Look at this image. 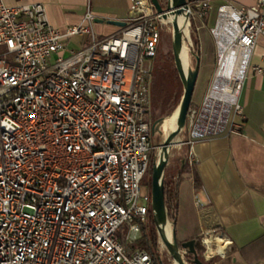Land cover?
I'll list each match as a JSON object with an SVG mask.
<instances>
[{"label":"built area","instance_id":"obj_1","mask_svg":"<svg viewBox=\"0 0 264 264\" xmlns=\"http://www.w3.org/2000/svg\"><path fill=\"white\" fill-rule=\"evenodd\" d=\"M187 3L190 20L210 13V0ZM95 19L87 4L81 22L60 30L42 3L0 0V264H156L117 231L127 224L133 242L148 220L150 193L140 182L154 148L149 84L159 29L169 21L150 0H130L117 32L97 33ZM214 20L217 43L219 20L232 29L242 75L230 103L206 106L217 68L202 107L188 108V145L231 128L242 113L238 97L264 34V0L223 2ZM198 239L206 259L223 255L212 230Z\"/></svg>","mask_w":264,"mask_h":264},{"label":"crops","instance_id":"obj_2","mask_svg":"<svg viewBox=\"0 0 264 264\" xmlns=\"http://www.w3.org/2000/svg\"><path fill=\"white\" fill-rule=\"evenodd\" d=\"M255 1L210 0L209 17L197 27L201 63L212 43L211 27L217 7L223 2L248 6ZM3 2L42 3L50 24L60 30L81 22L89 4L96 16L94 29L99 34L117 32L120 26L106 20L124 21L130 5V0ZM78 41L74 37L67 45L77 46ZM238 101L242 113L234 118L231 128L177 148L180 156L190 153L193 161L188 162V170L180 176L176 236L184 241L198 238L203 229L212 230L225 247L223 255H217L211 264H264V34L257 37L250 54Z\"/></svg>","mask_w":264,"mask_h":264},{"label":"rangeland","instance_id":"obj_3","mask_svg":"<svg viewBox=\"0 0 264 264\" xmlns=\"http://www.w3.org/2000/svg\"><path fill=\"white\" fill-rule=\"evenodd\" d=\"M161 3L163 7H165V4L163 2ZM208 17L209 16L203 18L202 20L199 19L190 20V25L188 26V32H187V36H188L187 42L191 43L190 47L193 44L192 35L196 34L197 36L198 25L201 23V21L205 20ZM171 34H172V29L170 24L166 23L165 26H160L159 36L157 41L158 48H157L156 57L152 60V68H151V76H150V84H149L150 92H149L148 120L150 122L151 128L155 124V131L150 132V139L152 144L154 145V148L151 151V153L155 152L156 156L158 153V146L160 142L170 132V130L168 129V118L176 110L178 104L176 106H174V104L176 101L180 102L183 91L181 81L180 79L179 80L175 79L172 68L169 70V72L167 73L162 72V74L160 73V69H159L161 61H165L166 65H168V67L170 68L169 63L171 62V56H172L170 53V50H172ZM234 45L235 46H233L232 51L235 50L237 47L235 43ZM218 46L219 44L217 43V40L214 38V35L212 34V43H210V45L208 46L209 53L204 56L202 63L200 62L198 78L196 80L195 88L192 94V101H191L192 107L195 108H198L199 106L200 108L202 107L203 100L206 97V94L208 93V88L210 86L211 81L214 78V74L216 73L217 68H218L217 75L215 77L214 84L210 91L206 106H211L213 103L216 102H221V104H228L230 103L231 99L234 97L231 96L229 93L225 92V87L226 85H229V79L234 78V73L239 67L240 62H238L237 59L233 57L234 54H232L229 56L228 61L225 63L223 71L220 72ZM188 60L191 65L194 64L193 61L190 59V55L188 56ZM226 113H227V108L225 112L222 113L219 116V118L216 120L217 124H219V126L221 127L225 124ZM159 118H164V121H162L161 123H156V120ZM209 123L205 122L203 128L206 130L209 129V125H210ZM230 123L231 122L229 120V125ZM187 135H188V131L186 128H184L183 132L177 136L176 140L180 141L181 143L172 146V149L174 151L172 152L171 149L170 157L174 159H172L170 163H172L173 160H177V158L180 156V153L177 151V148H181V146L184 144V142L182 141L184 138L186 139ZM174 172L175 171L172 165L167 163L166 171H165L166 178L170 179L174 174ZM150 180H151V174L148 171H146L140 182L143 191L150 192V187H149ZM138 226L140 232L137 235V239L140 238L142 234L141 225L138 224ZM142 226L145 227V231L147 235L151 237L154 226L153 221H150L148 219L145 223L142 224ZM128 229H129L128 225L123 224L122 227L117 231V235L119 239L122 242H126L132 250H137L139 248L136 246V244L132 246V242L126 239V236L129 232ZM198 242L200 243L199 239ZM159 246L161 247V251L157 250L156 247L152 244L153 252L155 254L161 252L163 257L170 259L171 257L169 256L166 249L161 245L160 240H159ZM216 256L210 259H206L205 256L203 255V252L201 253V258L203 262H205L206 264H208V261L215 259ZM170 260H171V264H174L172 259Z\"/></svg>","mask_w":264,"mask_h":264},{"label":"water","instance_id":"obj_4","mask_svg":"<svg viewBox=\"0 0 264 264\" xmlns=\"http://www.w3.org/2000/svg\"><path fill=\"white\" fill-rule=\"evenodd\" d=\"M150 1L154 4L157 12L161 13L163 18L168 19L171 25L172 55L183 88L180 102L176 108L177 116L175 127L160 142L158 153L152 166L150 187L152 221L161 245L166 249L174 264H188L189 262L185 259V254L192 256L191 263L205 264L197 252V238H190L184 241L178 240L175 231V222L170 221L167 215L163 187L164 170L169 161L172 146L181 143L176 138L183 132L186 125L187 112L191 105L192 94L200 68V54L199 51L194 53L191 50L190 42H187V33L184 31L183 26L178 23V17L181 16L189 26L190 13L188 11L189 6L187 0H166L164 3L165 7H163L160 0ZM97 21L102 22L103 19L98 18ZM106 23L118 26L125 25V21L117 19H108ZM184 46L187 48V59L189 54L194 58L193 65L190 64L189 60L186 64L183 62L182 51ZM162 121H164V118H159L156 120V123H161ZM151 131H155V124L152 126ZM185 161L186 156H183L181 158V167ZM167 225L170 230L169 234L167 233Z\"/></svg>","mask_w":264,"mask_h":264},{"label":"trees","instance_id":"obj_5","mask_svg":"<svg viewBox=\"0 0 264 264\" xmlns=\"http://www.w3.org/2000/svg\"><path fill=\"white\" fill-rule=\"evenodd\" d=\"M161 2L165 3L166 0H160ZM216 15V12H215ZM170 24V23H168ZM165 26V25H163ZM194 36V38H193ZM192 40H193V44L191 46V50L195 53L198 52V47H199V40L198 37L196 36V34L192 35ZM158 48V47H157ZM157 53V50H156ZM170 53L172 55V50H170ZM156 57V54L154 56V58ZM153 58V59H154ZM192 61L194 63V58L192 56ZM170 68L168 67V65H166L165 61H161L159 69H160V73H167L169 72V70L172 68L173 71V75L175 77V79L179 80L176 68H175V64H174V60H173V55L171 56V62L169 63ZM177 104H179V102H175L174 106H176ZM174 150L172 149V152ZM186 156V161L183 164V166L181 167V158L183 157V155L179 156L177 158V160H173L172 163H170V161L174 158L169 157V161L168 164H171L172 167L174 168V174L172 175V177L170 179L166 178V167L164 170V175H163V187H164V202H165V207H166V211H167V215L168 218L170 219V221L175 222L176 221V216H177V210H178V192H179V181H180V176L182 173L186 172L188 170V159H187V154H185ZM156 159V153L152 152L150 154V160H149V165H148V169L147 171L152 174V166L154 164V161ZM167 166V165H166ZM195 185L198 186L199 185V180L198 177L195 175ZM149 187H151V180H150V184ZM150 193V192H149ZM148 219L150 221H152V214L151 211L149 210L148 212ZM141 237L134 240L132 242V246L136 244V246L139 249H144L147 250L148 252H150L153 256L154 261L156 262V264H171V258H165L162 256L161 252H158L157 254H155L153 252L152 249V244L156 247L157 250L161 251V247L159 246V238L158 235L156 233V229L155 226H153V232L151 237H149L145 231V227L141 226ZM180 241V240H179ZM197 252L199 257L201 258V253H202V246L200 245L199 242H197ZM191 258L192 256L189 254H185V259H187V261L189 263H191ZM202 260V258H201ZM213 260L208 261V264H211ZM205 263V262H204ZM193 264V263H191ZM206 264V263H205Z\"/></svg>","mask_w":264,"mask_h":264},{"label":"bare ground","instance_id":"obj_6","mask_svg":"<svg viewBox=\"0 0 264 264\" xmlns=\"http://www.w3.org/2000/svg\"><path fill=\"white\" fill-rule=\"evenodd\" d=\"M178 23L183 26L184 31L188 32V23L183 19V17H178ZM215 33L217 35L218 44H219V54H220V72L223 71L225 63L228 61L229 56L234 54V58L240 62L239 67L234 73V78L229 79V85H226L225 92L229 93L231 96L235 95L236 85L239 83L242 69H243V51L242 49L236 45V49L232 51L234 45L233 43V31L228 25V23H223L219 20L217 28L215 29ZM182 59L184 64L188 62L187 59V48L184 46L182 51ZM176 110L172 113V115L168 118V129L171 131L175 127L176 122ZM169 226L167 225V233L169 234ZM219 243L221 240H218Z\"/></svg>","mask_w":264,"mask_h":264},{"label":"flooded vegetation","instance_id":"obj_7","mask_svg":"<svg viewBox=\"0 0 264 264\" xmlns=\"http://www.w3.org/2000/svg\"><path fill=\"white\" fill-rule=\"evenodd\" d=\"M190 55V59L192 60V55L191 54H189Z\"/></svg>","mask_w":264,"mask_h":264}]
</instances>
